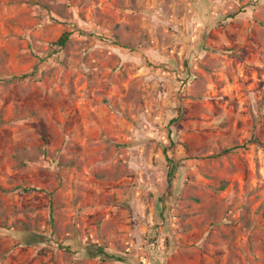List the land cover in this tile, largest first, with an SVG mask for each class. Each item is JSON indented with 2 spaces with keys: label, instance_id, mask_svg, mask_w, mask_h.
<instances>
[{
  "label": "rangeland",
  "instance_id": "obj_1",
  "mask_svg": "<svg viewBox=\"0 0 264 264\" xmlns=\"http://www.w3.org/2000/svg\"><path fill=\"white\" fill-rule=\"evenodd\" d=\"M0 78V264H264V0H0Z\"/></svg>",
  "mask_w": 264,
  "mask_h": 264
},
{
  "label": "trees",
  "instance_id": "obj_2",
  "mask_svg": "<svg viewBox=\"0 0 264 264\" xmlns=\"http://www.w3.org/2000/svg\"><path fill=\"white\" fill-rule=\"evenodd\" d=\"M93 34V33H91ZM68 37H69V32H63L60 34V36L54 40L53 42H51V47L49 48L48 52H47V55L48 56H52L56 53H58L59 51H61V49L65 46L67 40H68ZM99 37H102V36H99ZM26 74H24L22 77H25ZM0 80H2L0 78ZM179 111V109H178ZM177 118H173L172 120H176ZM164 152L166 153V150H164ZM166 159H167V165H166V169H167V184H168V187H170L172 185V182H173V179H174V174H175V171L177 169V164L174 163L173 160H171V158H169L167 155H166ZM161 201H163L162 198H160ZM162 209V208H161ZM63 249H66V250H69L70 247L68 245H63L61 246ZM95 253L97 255H99L100 257L102 258H106V259H121L119 256L113 254V253H109V252H105L101 247H97L96 250H95Z\"/></svg>",
  "mask_w": 264,
  "mask_h": 264
}]
</instances>
